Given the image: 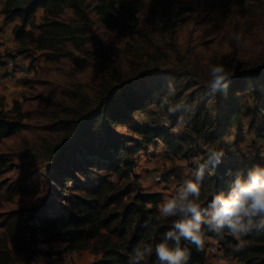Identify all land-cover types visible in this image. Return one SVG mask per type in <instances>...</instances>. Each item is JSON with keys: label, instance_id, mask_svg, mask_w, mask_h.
<instances>
[{"label": "rangeland", "instance_id": "374dc122", "mask_svg": "<svg viewBox=\"0 0 264 264\" xmlns=\"http://www.w3.org/2000/svg\"><path fill=\"white\" fill-rule=\"evenodd\" d=\"M125 7L122 33L106 28L88 10L84 22L73 11L64 12L60 20L71 24L76 20V35L46 43L49 49H34L42 35L30 26L26 30L37 39L36 44L22 49L14 39V56L23 60L19 65L27 67L28 76L17 84L8 80L10 90L6 97L0 96V104L4 111L18 104L24 129L0 142V157L11 167L0 175V214L40 210L43 200L48 208L68 206L56 192L63 188V198L80 193L73 189L74 178L82 183V175L69 169L67 161L74 158L79 162L84 156L76 140L90 145L105 126L115 134L136 139L133 126L146 124L154 112L174 118L165 103L173 93H179L192 107H204L213 118L226 109L222 103L230 100L235 110L240 108V129L230 128L224 140L237 147L240 156H252L254 137L264 135V110L261 114L251 111L252 89L255 85L264 92V78L251 81L245 74L264 71V0H126ZM43 18L44 12L39 11L35 25H41ZM237 32L243 34L240 43L232 39ZM11 58L14 61L15 57ZM221 63L228 67L235 64L236 74L226 93L208 95L209 69ZM155 84L168 89L160 104L148 103L144 110L119 122L106 123L99 116L107 104L118 108L123 91L142 92ZM251 119L254 123L249 126ZM168 133L182 134L179 130ZM201 156L179 158L156 141L133 154L130 179L136 176L135 188L159 194L162 203L187 180L195 179L188 170H193L194 160ZM222 163L227 165L229 159ZM154 172L162 176L161 187L151 180ZM67 174L73 178L67 180ZM111 177L115 182L116 176ZM201 183L206 189L201 202L206 205L218 192L210 189L209 179ZM17 188L21 194H16ZM32 218L29 224H35ZM38 249L31 264H89L97 258L88 251H65L59 241L41 242ZM224 262L218 254L208 264Z\"/></svg>", "mask_w": 264, "mask_h": 264}, {"label": "trees", "instance_id": "16d2710c", "mask_svg": "<svg viewBox=\"0 0 264 264\" xmlns=\"http://www.w3.org/2000/svg\"><path fill=\"white\" fill-rule=\"evenodd\" d=\"M125 3L126 0H4L1 13L4 19H19L20 24L13 28L12 35L22 49L37 43V39L26 27L41 30V43L34 48L41 51L49 49V46H45L46 43L60 38L71 39L76 35V20L73 24L60 20L66 9H71L74 16L82 22L88 21L85 11L91 10L106 28L122 33L126 19L123 18V13L127 12ZM118 8L121 9L120 12ZM39 9L44 12V18L42 24L37 26L35 19ZM245 76L255 81L256 77L264 78V71L248 72ZM166 94L168 89L162 84L151 85L142 92L128 89L122 92L118 108L107 104L101 108L99 116L106 123L114 120L119 122L121 118H131L130 115L136 110H144L148 103L160 104ZM252 96L254 105L251 111L261 114L264 110V92L254 85ZM180 102L184 101L179 93H173L168 98L169 104ZM185 102L187 108L184 111L174 114V118L168 115L173 124L177 123L179 116H183L186 128L180 130L182 134L179 136L169 134V130L151 128L146 123L133 126V132L138 136L136 139L115 134L105 126L102 133L99 132L98 140H91L90 145L76 140V144L83 149L84 156L79 162L74 158H68L67 161L69 169L82 175V183L74 178L76 185L73 189L80 193L63 198L64 189L61 188L56 194L68 206L48 208L50 205L43 200L40 210L17 209L0 214V264H31L39 252L38 245L41 242L59 241L64 244L65 251H88L99 257L89 264H128L133 249L139 244L148 243L154 249L156 244L164 240L174 218L159 217V194L135 188L136 176L131 180L130 175L133 154L144 146L156 144V141L162 142L174 156L186 159L198 155L206 158L208 147L222 149L225 152L224 158H228L229 163L225 165L221 162L214 169L206 171L204 176V179H209L212 183L210 189L218 193L227 192L238 173L246 177L253 167L264 168V155H260L264 147L256 145L258 138H264L263 134H256L254 137L251 157L240 156L239 149L224 140L230 128L235 126L240 129V108L235 110L230 100L227 104L223 102L226 109L221 110L217 118H213L204 107H192L189 101ZM15 105V109L4 111L0 104V142L24 129V116L20 114L18 104ZM253 123L254 120L251 119L249 126ZM81 126L80 123L77 124L78 128ZM129 144L134 146L130 148ZM63 158L66 156L61 157ZM10 169L0 157V175ZM92 169L97 173L93 174ZM90 172L93 176L89 175ZM98 172L106 174L99 176ZM114 175L115 182L110 180ZM69 178H73L72 174H67L66 179ZM205 190L201 183V201L204 200ZM15 192L21 194L19 188ZM49 210H52L51 214L48 213ZM24 213L27 216L24 217ZM31 215L35 224H29ZM204 231L205 245L208 244V239L215 241L224 260L233 259L241 264H264V232H254L245 237L251 242L249 247L235 252L233 246L237 241L227 228L222 240L206 228ZM182 247H187L190 251L189 264H204L203 249L197 250L195 245L187 241H182ZM142 264L160 262L153 251Z\"/></svg>", "mask_w": 264, "mask_h": 264}, {"label": "clouds", "instance_id": "9594fccd", "mask_svg": "<svg viewBox=\"0 0 264 264\" xmlns=\"http://www.w3.org/2000/svg\"><path fill=\"white\" fill-rule=\"evenodd\" d=\"M242 36L241 32H237L232 39L240 43ZM235 74V64L231 67L223 63L212 65L207 94L215 96L217 93H226ZM186 108V102H180L169 104L167 111L174 115ZM183 123V116H179L177 124ZM166 126H171L170 120H167ZM178 130L173 128L174 132ZM224 157L222 149L208 147L206 158L201 156L194 160L195 170L188 171L195 179L187 180L159 205V217L174 218L164 240L156 244L154 249L151 244H139L133 249L128 264H142L153 251L160 264H189L190 251L182 247V241L195 245L197 250L203 249L206 243L205 228L220 240L224 238L227 228L237 241L233 246L235 252L249 247L251 242L245 237L254 232H264V168L253 167L246 177L238 173L226 193L214 195L206 205L201 202V181L206 171L218 166Z\"/></svg>", "mask_w": 264, "mask_h": 264}, {"label": "built area", "instance_id": "2783aa9c", "mask_svg": "<svg viewBox=\"0 0 264 264\" xmlns=\"http://www.w3.org/2000/svg\"><path fill=\"white\" fill-rule=\"evenodd\" d=\"M1 31V30H0ZM4 72L1 74L4 78H7L11 83L17 84L22 79H25L28 76L27 67L16 64L14 62L8 61L5 62ZM167 120L171 121V126H166ZM148 126L151 128H162L164 130H173V128H178L180 130H184L186 128L185 122L183 124H173L171 118L163 112H154L147 122ZM256 145L259 148L264 147V138H258L256 140ZM260 155H264V151H260ZM113 181V178L111 177ZM152 182L156 187H161L163 184L162 176L158 173H154L151 177ZM205 252V261L204 264L210 263V261L215 258L219 254V250L217 247V243L212 241L211 243L206 244L203 247ZM223 264H241L240 262L233 260V259H225Z\"/></svg>", "mask_w": 264, "mask_h": 264}, {"label": "crops", "instance_id": "0c3cea01", "mask_svg": "<svg viewBox=\"0 0 264 264\" xmlns=\"http://www.w3.org/2000/svg\"><path fill=\"white\" fill-rule=\"evenodd\" d=\"M4 4V0H0V76L4 72L5 62L11 61V57H15L14 62L19 64L23 60L20 59V56H14L13 49L16 47V42L14 40V36L12 35V30L16 25L20 24V21L17 17L11 19H4V16L1 13L2 6ZM42 10L39 9L38 12ZM71 9H66L65 12H71ZM27 29V27H26ZM7 55V56H6ZM13 60V59H12ZM10 88L8 86V79L0 77V96L6 97L8 95ZM201 145V143H200ZM157 173V172H154ZM168 182V181H166ZM166 184V183H165ZM170 184V183H169ZM0 191V195H1ZM161 203H159L160 205ZM212 240L208 239V243H211ZM220 258V256H218ZM216 260H219V258ZM99 257L95 260H97ZM94 261V260H93Z\"/></svg>", "mask_w": 264, "mask_h": 264}]
</instances>
